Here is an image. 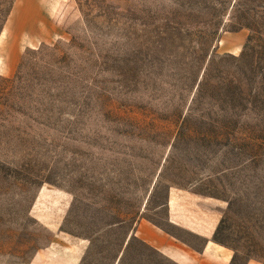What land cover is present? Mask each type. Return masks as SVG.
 <instances>
[{
	"label": "rangeland",
	"instance_id": "obj_1",
	"mask_svg": "<svg viewBox=\"0 0 264 264\" xmlns=\"http://www.w3.org/2000/svg\"><path fill=\"white\" fill-rule=\"evenodd\" d=\"M1 30L18 54L0 73V264L48 242L41 185L71 194L80 264H110L140 213L201 242L166 223L170 187L217 215L230 264L264 262V0H0ZM128 248L118 264H172Z\"/></svg>",
	"mask_w": 264,
	"mask_h": 264
},
{
	"label": "crops",
	"instance_id": "obj_2",
	"mask_svg": "<svg viewBox=\"0 0 264 264\" xmlns=\"http://www.w3.org/2000/svg\"><path fill=\"white\" fill-rule=\"evenodd\" d=\"M1 32L2 30L0 37ZM244 34V31L238 30L228 38L222 36V48L230 52L236 51ZM17 54L16 48L11 61L0 55L1 74L12 71ZM71 201V194L63 189L44 185L38 187L28 212L50 231V238L46 244L32 253L29 264H80L88 248L89 239L70 234L61 228ZM201 203L199 196L172 187L168 188L162 203L165 207L166 223L202 238L201 242L195 244L177 231L165 228L140 213L133 220L132 227L126 232L110 264H118L120 258L125 253H129L130 237L138 239L151 251L172 264H230L232 249L211 237L217 215L210 209L204 208ZM162 204H157L154 208ZM244 264H264V262L248 258Z\"/></svg>",
	"mask_w": 264,
	"mask_h": 264
},
{
	"label": "trees",
	"instance_id": "obj_3",
	"mask_svg": "<svg viewBox=\"0 0 264 264\" xmlns=\"http://www.w3.org/2000/svg\"><path fill=\"white\" fill-rule=\"evenodd\" d=\"M215 240V239H214ZM215 241H217V240H215ZM217 242H219V241H217ZM221 243V242H220Z\"/></svg>",
	"mask_w": 264,
	"mask_h": 264
}]
</instances>
